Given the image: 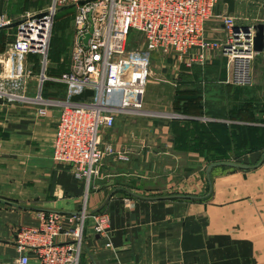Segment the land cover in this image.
Wrapping results in <instances>:
<instances>
[{"label": "crops", "instance_id": "obj_1", "mask_svg": "<svg viewBox=\"0 0 264 264\" xmlns=\"http://www.w3.org/2000/svg\"><path fill=\"white\" fill-rule=\"evenodd\" d=\"M28 2L30 7L25 8ZM45 7L46 0H2L0 14L14 19ZM74 8L62 5L52 17L41 80L69 69ZM225 8L223 3L215 26L205 22L207 37L222 38L220 20L227 13ZM229 14L237 26L264 24V0H234ZM11 40L6 27L0 26L1 60L7 57ZM59 56L65 58L60 61ZM211 56L202 64L188 66L165 57L166 64L184 77V86L179 88L196 90L202 111L210 108L208 101L221 111L222 106L229 110L247 100L256 103L253 115L264 117V72L258 82H250L249 74V66H256L259 57L264 60V50L252 56H256L254 64L249 59L248 77L242 83L231 80L223 60L220 65ZM215 68L217 73L223 70V79L215 77ZM212 82L216 87L208 88L206 84ZM64 93L65 87L60 94L45 91L43 97L61 99ZM174 96L173 92V112L167 119H141L136 115L139 112H118L113 124L100 130V145L111 144L120 156L113 152L102 157L86 191L88 213L79 264H264V160L245 169L213 167L210 192L201 197L207 192L205 163L198 149L174 146V118L180 125L191 118L226 125L242 121L204 113L179 114ZM57 114V106L40 115L36 105L0 97V196L24 205L0 201V260L16 256V227L34 224L38 208L58 211L66 227V217L80 207L83 182L50 157ZM98 207L109 215L106 237L91 228V214ZM64 239L63 233L56 236V240ZM106 240L109 246L104 245Z\"/></svg>", "mask_w": 264, "mask_h": 264}, {"label": "built area", "instance_id": "obj_2", "mask_svg": "<svg viewBox=\"0 0 264 264\" xmlns=\"http://www.w3.org/2000/svg\"><path fill=\"white\" fill-rule=\"evenodd\" d=\"M78 1L50 0L39 11L40 15L26 12L16 24L7 48L11 55L15 53L19 57L40 54L44 68L55 10L67 4L75 7L69 69L52 78L65 85L64 97L46 98L38 91L31 99L40 115L50 106L58 107L51 158L66 165L81 179L87 191L102 157L113 152L120 156L111 144L100 145V130L111 126L118 112L142 111L149 74L147 52L156 51L188 66L202 64L212 52L221 51L226 56L230 79L240 83L247 80L249 59L259 52L252 50V26L235 25L229 13L221 16L222 38L207 37L205 22L217 16L214 7L219 0ZM7 24L9 19L0 14V26ZM131 30L141 35L145 43L143 50L131 52L125 47ZM86 32L88 36L83 42ZM15 75L18 77L19 72ZM84 88L91 93L75 101L69 99L71 94ZM4 94L22 95L0 90L2 98ZM84 208L82 205L78 213L66 217L69 222L66 227L58 212L36 210V222L20 224L16 230V256L0 260V264H79L82 228L87 215ZM91 217L93 231L106 237L108 213L94 212ZM60 233L66 239L56 240ZM104 245L109 246L110 242L106 240Z\"/></svg>", "mask_w": 264, "mask_h": 264}, {"label": "rangeland", "instance_id": "obj_3", "mask_svg": "<svg viewBox=\"0 0 264 264\" xmlns=\"http://www.w3.org/2000/svg\"><path fill=\"white\" fill-rule=\"evenodd\" d=\"M29 3L30 2H28L25 6L24 5L23 6L25 8L30 7ZM48 4H50V0H46V6ZM67 9H73V7L72 6L67 7ZM56 11L57 10H55V12ZM24 14L25 13H23L18 18L9 19V23L15 20H19L24 16ZM218 19H219L218 16H212L210 19H208V21H210V23L212 22V26H215L216 21H218ZM7 25H5V27H6V31L8 32V36L10 35V37L13 38L16 25L14 26H7ZM125 47L127 48L128 51L135 52L138 50H143V48L145 47V43L139 33H137L135 30H131L125 41ZM6 54H7L6 58H2V60L0 59V90L16 93L20 95L22 94V95L14 96L11 94H4L5 97H3V99L12 102L16 101V102H22V103L34 105L31 97H33L38 91L40 92L41 96H44L45 91H49L52 94L54 93L60 94L61 91H63L65 85L58 80L47 78L40 81V72L42 67L40 61L42 57L40 56V54H32V53L21 54L20 58H22V61L20 60V65H16L14 61L17 57H19V54L12 53L13 55H11L9 49L7 50ZM147 54L149 57V74L147 76L145 89H144L142 111H140L139 114L136 115L141 119H152V118L162 119V120L167 119L169 118L170 115H172L173 112L171 111V107H170V100L172 94L173 92H175V90H178L179 87L184 86L183 85L184 81L182 80L184 77L181 75L179 70L176 71L175 69H171L170 66L166 64L169 62V60L164 55H161L160 53L153 50L147 52ZM210 55H212L211 57L218 59L220 61V65H222L221 61L223 60L224 62L223 68L225 73L226 70L228 71L227 73H230V69H227L226 67V60H225L226 56L222 54L221 51L216 50L212 52ZM254 57L251 60L252 64H254L253 62ZM64 58L65 57L59 56L58 60L61 61V59ZM263 61L259 57L258 62L254 64L256 66H253V68L252 66H249L250 82L259 81L260 77L264 72ZM6 69H8L7 71L9 72H5L4 70ZM210 71L212 72V69ZM213 71L215 72L214 73L215 77H219V74L217 73V68H215ZM16 72H19L18 77H16L15 75ZM25 73L27 75L24 76ZM206 86H208V88L216 87L213 82L207 83ZM207 105L209 107H213V103L210 101L207 102ZM174 113H175L174 116H181L179 115L180 113L178 115L176 114V112ZM207 120L208 119L206 118L205 121ZM244 124H258L262 126L264 125L263 122H251ZM205 127H207L206 129L208 130L206 131L204 138H202L200 134H197L195 136V138L197 139L195 141V147L198 146L199 156L202 158L201 160L203 163H205V165L213 160H234L248 164H254L258 161L260 157V153L264 149V144L260 141L263 139L262 135L258 136L256 140H254L253 144L250 143L239 144V141L238 142L236 141L235 144L233 138L235 137L236 131L238 132V135L245 134L247 136V134L244 131L242 132L240 131V128H237V130H234V134L232 133L228 136V134L221 135L218 132H216L214 130V128L216 129V126L214 127L209 124L208 126ZM226 129L228 133H230L229 130L230 128H226ZM234 139L237 140V138ZM188 140H189L188 144H192V141L190 139ZM51 149H50V157H51ZM189 149H192V147ZM215 167L218 168L221 167L222 169H233L227 166L225 167L223 165L215 166ZM207 188L208 185L205 180V189L207 190ZM0 197L7 199L6 197L3 196ZM85 198H86V191L84 190V193L80 198L81 199L80 207L77 210H80V208H82V205H84L85 207ZM84 209L86 210V208ZM98 211L99 209L95 212ZM60 216H62V214ZM80 255H81V250H80Z\"/></svg>", "mask_w": 264, "mask_h": 264}, {"label": "trees", "instance_id": "obj_4", "mask_svg": "<svg viewBox=\"0 0 264 264\" xmlns=\"http://www.w3.org/2000/svg\"><path fill=\"white\" fill-rule=\"evenodd\" d=\"M59 9V8H58ZM57 9V10H58ZM56 13V12H55ZM54 13V14H55ZM215 64H217V61H214ZM192 65H198V64H192ZM219 77L218 79H223L222 74L223 70L218 69ZM196 72V71H194ZM215 75V74H214ZM238 85V84H237ZM245 85V84H241ZM241 90V88H240ZM175 96L173 102H176V106H174L175 111L184 115H192V116H198L201 114H208L210 116H224L230 119H238L242 122H232L228 123L227 125L224 122L220 121H214V120H207L205 122L197 121L196 119H190V118H182V119H190L189 123L187 124L186 121H183V124L180 125L177 122V119L174 118V126H173V134H174V146H181L182 148H196L198 149V146L195 147V141L197 140L195 136L197 134H200L202 138L205 137V133L208 129H206L209 124L212 126H216V129L214 130L218 132L221 135H227L234 134V130H237V128H240V131H244L245 134L238 135V132L236 131L234 139V143L236 144V141H239V144H253L254 140L258 136H263L262 140H260L264 144V125H258V124H244V123H251V122H263L264 123V117H258L257 114L253 115V109L256 107V103L248 104V101L243 100L241 103L235 104L234 106H231V108L224 109L223 106L219 108L221 111L216 110V107H210L206 110L202 111V107L200 105L198 94L196 93L195 89H178L175 90ZM264 111V109H262ZM215 111V112H214ZM243 123V124H241ZM208 124V125H207ZM226 128H230V133H228ZM193 136V137H192ZM241 136V138H240ZM192 137V138H191ZM190 139L192 141V144H186V142H189ZM238 144V143H237ZM220 155V154H219ZM226 167V166H225ZM233 168V167H229ZM207 198V197H206ZM205 199V198H204Z\"/></svg>", "mask_w": 264, "mask_h": 264}, {"label": "water", "instance_id": "obj_5", "mask_svg": "<svg viewBox=\"0 0 264 264\" xmlns=\"http://www.w3.org/2000/svg\"><path fill=\"white\" fill-rule=\"evenodd\" d=\"M83 1H86V0H79L78 2H83ZM223 3L226 4L225 11L227 13H229V12H231L233 10L234 0H219V1H217V3L215 4V7H214V13L215 14H219ZM1 6H2V0H0V13H1ZM40 14H41V12H36V15H40ZM18 21L19 20L12 21L7 26H14V25H16L18 23ZM247 26L248 25L243 26V27L246 28ZM251 26H252V28L254 30L253 35H252V50L260 52V51L264 50V24L261 23V22H258V23L251 24ZM88 30H90V27L88 28ZM87 36H88V32H86L84 34V37L82 39L83 42H85ZM42 68H43V64H42L41 70H42ZM90 93H91L90 89L84 88L80 92L71 94L69 96V99L75 101V100H77L79 98L85 97L86 95H88ZM263 160H264V149L261 151L258 161L256 163H254V164H248V163H243V162L234 161V160H213V161L208 162L205 165V167H204L205 180L207 182L208 188H207V192L204 195H201V197L207 196L209 194V192H210V189H211L210 170H211L212 167L223 165V166H227V167L245 169V168H250V167L257 166ZM186 196H192V195H186ZM0 201L1 202H6V203H9V204L18 206V207H24V205H21V204L15 202V201H12V200H9V199H5V198H2V197H0ZM97 209H99V207L94 209L93 211H95ZM37 210L58 212L56 210H49V209H44V208H38ZM78 212H79V210L71 211L70 213L71 214H76ZM87 213H88V211H85V214H87Z\"/></svg>", "mask_w": 264, "mask_h": 264}, {"label": "bare ground", "instance_id": "obj_6", "mask_svg": "<svg viewBox=\"0 0 264 264\" xmlns=\"http://www.w3.org/2000/svg\"><path fill=\"white\" fill-rule=\"evenodd\" d=\"M18 58V59H17ZM14 61H15V63H16V65H18V64H20V60L22 61V58H20V57H17ZM45 60V59H44ZM7 66H8V64H7ZM43 69V68H42ZM8 69H6V70H4L5 72H9V71H7Z\"/></svg>", "mask_w": 264, "mask_h": 264}]
</instances>
